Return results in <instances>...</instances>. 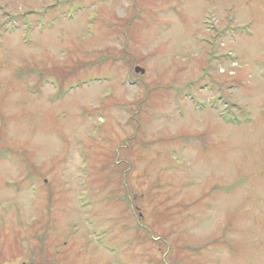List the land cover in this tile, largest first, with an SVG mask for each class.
I'll return each mask as SVG.
<instances>
[{
  "label": "rangeland",
  "instance_id": "374dc122",
  "mask_svg": "<svg viewBox=\"0 0 264 264\" xmlns=\"http://www.w3.org/2000/svg\"><path fill=\"white\" fill-rule=\"evenodd\" d=\"M0 264H264V0H0Z\"/></svg>",
  "mask_w": 264,
  "mask_h": 264
},
{
  "label": "trees",
  "instance_id": "16d2710c",
  "mask_svg": "<svg viewBox=\"0 0 264 264\" xmlns=\"http://www.w3.org/2000/svg\"><path fill=\"white\" fill-rule=\"evenodd\" d=\"M48 9V8H47ZM47 9L45 10V11H47ZM27 15V13H25V14H23V16H26ZM35 73H37L39 76H40V79H41V82H43L44 81V79H49L50 78V80H54L55 82H57L58 83V88H59V90L61 91L60 93H63V91H66L65 89H66V87L67 86H69V85H71V83H67V84H62V83H60V81L56 78V77H54V76H51V75H49V76H43V75H41V71H36ZM77 81H79L80 82V80L78 79ZM245 113V112H244ZM225 120L226 121H228V122H232V123H235L236 121V123H241L240 122V120H241V118L240 119H238V118H236L235 116H226L225 117ZM245 120H247V119H244V121ZM119 174H120V172H119ZM108 198V197H107ZM106 198V199H107ZM176 211H177V209H175ZM163 211L161 210V207L159 208V214H160V218L162 217V215H163ZM179 214H181V213H179ZM165 218V215L163 216V219Z\"/></svg>",
  "mask_w": 264,
  "mask_h": 264
},
{
  "label": "water",
  "instance_id": "95a60500",
  "mask_svg": "<svg viewBox=\"0 0 264 264\" xmlns=\"http://www.w3.org/2000/svg\"><path fill=\"white\" fill-rule=\"evenodd\" d=\"M135 73L143 74L144 71H143L142 69H140L139 67H136V68H135Z\"/></svg>",
  "mask_w": 264,
  "mask_h": 264
}]
</instances>
